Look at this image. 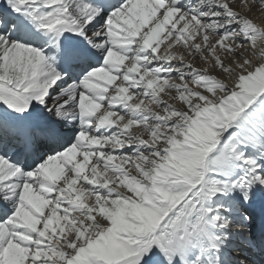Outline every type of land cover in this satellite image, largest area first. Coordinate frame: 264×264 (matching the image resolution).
<instances>
[{"label":"snow or ice","instance_id":"obj_1","mask_svg":"<svg viewBox=\"0 0 264 264\" xmlns=\"http://www.w3.org/2000/svg\"><path fill=\"white\" fill-rule=\"evenodd\" d=\"M0 264H264V0H0Z\"/></svg>","mask_w":264,"mask_h":264}]
</instances>
